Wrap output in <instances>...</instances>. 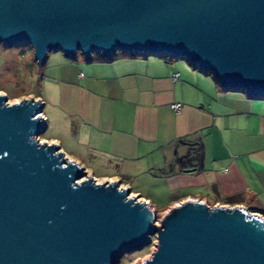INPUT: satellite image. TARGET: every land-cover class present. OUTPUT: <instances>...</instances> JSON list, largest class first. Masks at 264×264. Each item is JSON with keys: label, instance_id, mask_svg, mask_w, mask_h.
Here are the masks:
<instances>
[{"label": "water", "instance_id": "95a60500", "mask_svg": "<svg viewBox=\"0 0 264 264\" xmlns=\"http://www.w3.org/2000/svg\"><path fill=\"white\" fill-rule=\"evenodd\" d=\"M0 44L30 45L39 65L52 52L166 54L264 98V0H0ZM42 110L0 95V264H117L155 234L138 264H264V217L186 201L155 227L129 189L39 142Z\"/></svg>", "mask_w": 264, "mask_h": 264}, {"label": "crops", "instance_id": "0c3cea01", "mask_svg": "<svg viewBox=\"0 0 264 264\" xmlns=\"http://www.w3.org/2000/svg\"><path fill=\"white\" fill-rule=\"evenodd\" d=\"M41 72L47 141L93 177L117 181L154 209L150 193L172 197L164 211L200 201L264 217V98L168 56L86 61L53 52ZM96 166L110 173L96 174Z\"/></svg>", "mask_w": 264, "mask_h": 264}, {"label": "rangeland", "instance_id": "374dc122", "mask_svg": "<svg viewBox=\"0 0 264 264\" xmlns=\"http://www.w3.org/2000/svg\"><path fill=\"white\" fill-rule=\"evenodd\" d=\"M77 54L81 55L80 53ZM161 55L171 57L166 54H161ZM193 65L197 66L196 64ZM41 67L42 65H39L35 61L33 56V49L30 45L19 44V45L5 46L3 44H0V95L6 96L8 104L18 103L22 100H27V99H34L40 101L37 99V97H39L42 89ZM42 114L45 116L47 115V108L42 110ZM50 135H51V122L49 120L47 122V130H45V132L40 137H38L39 142L52 143L50 141H47ZM180 155H183V153H180ZM66 158L69 159L68 157ZM166 158L167 161L171 163V166L173 167L174 156L168 153L166 155ZM168 164L167 166H169ZM186 164L187 162H183L182 166H186ZM94 168L96 174L110 173L109 171L103 170L99 166H96ZM156 171L153 170V172ZM166 171L167 172L169 171L168 168L166 169ZM85 172L87 173V175H92L87 171ZM93 178L97 183L114 182L113 180H102V179H97L95 177ZM140 182L142 185H146V186H148L149 184L146 181L144 182V179L140 180ZM120 187L126 188L123 187L121 184ZM148 187L150 188L151 186ZM133 188L134 189L138 188L141 190L143 189L137 184H135ZM143 193L145 195H148V193L150 192L148 190H143ZM150 195L152 196L153 200H155L156 202L154 206L157 210L151 207L149 203H147L146 201L145 202L150 206L151 210L154 212L156 216V219L153 224L155 225V227H159L161 225V220L168 213H170L171 209H173L171 208L164 211V208L168 207L173 202V199L170 196L162 197L159 195L157 197L155 195H152L151 193ZM131 196L137 197L133 193L131 194ZM139 199L140 201H144L141 197H139ZM209 204L211 205L212 203ZM249 212L252 214L254 213L252 211ZM156 245H157V235L155 234L150 237V243L144 245L140 250L128 251L125 254H123L117 264H138V262L141 263L145 259H150L152 257V254L157 249Z\"/></svg>", "mask_w": 264, "mask_h": 264}, {"label": "built area", "instance_id": "2783aa9c", "mask_svg": "<svg viewBox=\"0 0 264 264\" xmlns=\"http://www.w3.org/2000/svg\"><path fill=\"white\" fill-rule=\"evenodd\" d=\"M178 75L176 74V75H174V79L177 77ZM172 109L175 111V112H178L179 110H180V105L179 104H173L172 105ZM42 118H43V120H45L44 119V117H43V115H42ZM180 205V204H179ZM174 208V207H173Z\"/></svg>", "mask_w": 264, "mask_h": 264}]
</instances>
